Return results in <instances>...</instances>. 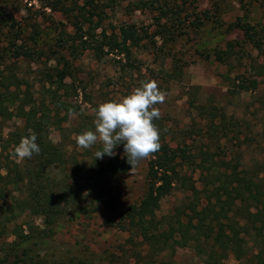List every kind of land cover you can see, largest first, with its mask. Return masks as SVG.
Instances as JSON below:
<instances>
[{
    "label": "rangeland",
    "instance_id": "obj_1",
    "mask_svg": "<svg viewBox=\"0 0 264 264\" xmlns=\"http://www.w3.org/2000/svg\"><path fill=\"white\" fill-rule=\"evenodd\" d=\"M236 23L255 27L261 49L243 30L231 28ZM76 24L84 27L86 37H80ZM128 24L142 35L139 45L122 38L120 27ZM230 42L234 52L220 61L218 53ZM67 62L73 76L65 80L66 86L58 83L54 99L50 91L57 85L51 84L49 74ZM2 75L16 76L21 85L17 91L21 97L27 93L32 102L28 111L34 107L59 115L60 127L50 134L64 149L66 163L51 174L81 198L92 200L110 189L109 184L93 185L91 168L96 160L105 163L108 158H95L99 143L80 149L74 137L94 131L95 109L101 103L129 95L141 81H156L167 93L165 102L156 105L162 113L156 120L173 146L181 143L192 153L217 150L252 170L264 163V0H0ZM242 81L249 89L239 88ZM215 109L228 119L221 124V117L216 119V134L211 131ZM27 126L26 119L14 117L0 128L7 135ZM12 149L6 155L21 172L26 159H14ZM114 151L124 155L123 144ZM148 162L142 160L135 171L119 175L109 195L97 202V212L81 213L27 264H108L110 258L135 262L138 251L146 249L143 238L111 223L142 200ZM183 199L182 191H174L162 201L159 216L173 212ZM34 220L42 224V218ZM246 239L251 247L250 237ZM5 241L0 239V255ZM161 258L170 264H205L192 247L167 250ZM226 262L238 264L234 258Z\"/></svg>",
    "mask_w": 264,
    "mask_h": 264
},
{
    "label": "trees",
    "instance_id": "obj_2",
    "mask_svg": "<svg viewBox=\"0 0 264 264\" xmlns=\"http://www.w3.org/2000/svg\"><path fill=\"white\" fill-rule=\"evenodd\" d=\"M76 26L80 37H86L84 27ZM231 28L243 30L248 40L261 49L254 26L236 23ZM120 34L132 45L142 41L134 24L121 26ZM115 44L122 47L118 41ZM234 50L235 45L230 42L228 49L219 52L217 58L223 61ZM54 70L49 79L52 85H57L50 91L55 99L58 83L66 86L65 80L73 75L68 62L64 68ZM17 80L14 75L0 76V125L14 117L26 119L28 124L23 132L18 129L7 135L0 128V239H6L0 264H27L29 258L45 249L56 234L81 213L97 212L100 208L97 202L109 195L116 178L131 171L125 154L104 156L108 158L105 163L96 160L91 165L93 185L109 184L111 187L101 195L95 194L92 200L81 198L70 185L54 178L53 169L66 163L64 149L50 134L53 127H60L61 120L59 115H51L43 109L35 111L32 107L28 111L27 106L32 102L27 93L21 97L17 91L21 85ZM13 83L16 88L11 90ZM239 88L249 89L244 81ZM43 107H46L45 102ZM213 114L211 131L216 134V119L221 117L220 124L228 119L217 109ZM153 123L157 128L161 124L157 120ZM161 132L162 147L149 157L145 195L138 204L129 206L119 220L111 223L122 231L141 235L146 246L138 251L135 262L126 258L123 263L170 264L161 258L164 252L192 247L205 264H227L230 258L238 264H264V163L252 170L245 168L240 159L236 163V159L224 157L217 150L201 148L192 153L181 143L173 146ZM33 133L37 135L41 152L26 159L22 171L16 172L14 162L6 153ZM197 174L199 178L195 177ZM176 190L182 191L184 199L173 212L160 217L162 201ZM35 217L42 218L41 225L35 222ZM246 236L253 242L251 247ZM253 248L256 252H251ZM76 263L95 264L85 260ZM108 264L121 262L110 258Z\"/></svg>",
    "mask_w": 264,
    "mask_h": 264
},
{
    "label": "clouds",
    "instance_id": "obj_3",
    "mask_svg": "<svg viewBox=\"0 0 264 264\" xmlns=\"http://www.w3.org/2000/svg\"><path fill=\"white\" fill-rule=\"evenodd\" d=\"M166 96L156 81H141L129 95L101 103L95 109L94 131L87 130L74 137L78 148L91 149L99 143L102 147L94 155L102 159L115 156L114 150L123 144L131 172L135 171L140 161L153 156L162 147L159 129L153 121L161 118L162 113L156 105L163 104ZM73 111L69 109V114ZM37 139L35 133L22 138L11 152L13 158L23 161L39 155L41 149Z\"/></svg>",
    "mask_w": 264,
    "mask_h": 264
}]
</instances>
